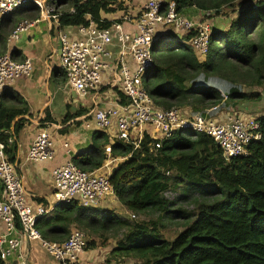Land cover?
<instances>
[{"label":"trees","instance_id":"16d2710c","mask_svg":"<svg viewBox=\"0 0 264 264\" xmlns=\"http://www.w3.org/2000/svg\"><path fill=\"white\" fill-rule=\"evenodd\" d=\"M174 1L178 11L194 7L199 12H217L234 0ZM250 1L238 5L226 30L212 31L203 63L183 44L163 41L153 46V66L147 73L145 87L156 105L165 109L191 107L204 113L218 104L225 108L227 103L261 100L260 92L243 89H264V6L260 0L254 8ZM46 2L56 11L68 6L58 18L61 26L82 25L86 14L99 21L105 8L101 1L92 0ZM39 12L33 2H28L0 21V55L5 53L10 30L21 20H35ZM10 17L13 20L7 21ZM14 54L11 57L16 61ZM202 74L204 81L198 79ZM213 78L232 85L226 100L218 89L206 83ZM3 98L4 94L0 100V141L5 142L7 135L3 132L15 135L20 127L16 123L12 128L11 122L23 112L6 106ZM15 100L21 101L17 96ZM258 121L261 139L249 146L247 156L226 161L209 137L183 131L164 141L157 156L148 154L144 145L143 152L135 153L112 171L109 181L118 203L127 212L134 216L152 212L163 219L171 215V219L184 223L192 220L172 241L162 239L144 223H130L131 218L120 217L112 210L87 209L76 203L58 207L52 215L41 218L36 227L42 238L50 242L66 241L72 229L103 242L116 240L112 256L116 261L126 258L134 264H264V116ZM91 138L92 145L72 159L84 171L99 169L105 160L108 138L98 131H93ZM129 151L119 143L111 146L115 157H125ZM171 172L175 174L173 185L166 176ZM180 184L200 197L195 212L170 210L174 203L164 194ZM94 246V241H89L88 248Z\"/></svg>","mask_w":264,"mask_h":264},{"label":"built area","instance_id":"2783aa9c","mask_svg":"<svg viewBox=\"0 0 264 264\" xmlns=\"http://www.w3.org/2000/svg\"><path fill=\"white\" fill-rule=\"evenodd\" d=\"M92 1H101L105 4L101 12H115L118 17H99L97 21L86 14L84 24L73 26L71 32H58L59 67L66 85L82 99L91 101L87 113L79 119L84 129L101 132L108 138L105 160L99 169L84 171L72 162L73 156L67 152L68 160L51 172L50 197L45 203L36 202L25 191L23 180L6 153V148L14 143L13 137L9 131L3 132L7 135L5 142L0 141V260L3 264H10L8 258L20 248L18 235L36 241L56 264H82L80 258L89 243L84 233L72 229L66 241L50 242L42 238L37 222L52 215L58 207L72 203L87 209L118 208L110 175L120 163L143 152L144 145L148 154L157 156L164 141L187 131L209 137L223 159L229 161L247 156L249 146L261 139L259 117L244 110H222L219 104L204 113L184 106L165 109L156 105L147 93L145 81L153 66V46L161 40L183 44L203 63L212 33L209 18L214 13L203 12L202 18L194 21L177 10L174 0ZM257 1L260 0L250 1L254 8ZM261 1L264 6V0ZM28 2L39 8L41 18L59 23L61 14L40 0H0V21ZM37 22H20L8 42L17 41L21 33ZM127 25L132 30H126ZM32 70L30 59L16 62L10 53L0 55V100L11 85L29 77ZM116 143L130 149L125 157L111 154V146ZM62 146L68 149L67 143ZM55 155L53 138L47 129H40L31 141L27 160L40 164L53 160ZM122 209L127 217L135 218ZM87 264L134 262L101 260Z\"/></svg>","mask_w":264,"mask_h":264},{"label":"crops","instance_id":"0c3cea01","mask_svg":"<svg viewBox=\"0 0 264 264\" xmlns=\"http://www.w3.org/2000/svg\"><path fill=\"white\" fill-rule=\"evenodd\" d=\"M40 1L48 4L47 0ZM58 10L57 12L60 13ZM181 12L194 21L200 20L203 13L194 7L183 8ZM100 17L115 19L118 13L100 12ZM34 18L38 22L21 33L17 41L8 42L15 27L7 35L4 44L5 53H10L11 56L15 53L14 58L19 62L30 59L33 70L29 77L17 80L7 89L3 102L13 110L20 109L23 112L11 122L12 128L17 123L20 129L15 135L9 131L14 143L9 147L10 152L7 155L16 166V171L22 178L29 197L36 202L45 203L52 192V170L61 167L68 160L67 152L74 157L88 149L92 145L93 131L84 129L79 119L91 106L90 99H82L66 85L64 73L59 67L58 32H71L73 26H61L54 20L43 19L40 17V12ZM230 19L233 18L225 16L217 20V23L211 19L212 31L226 30L231 22ZM8 20H13V17ZM125 29L132 30V27L127 25ZM72 33H75V29ZM15 96L21 101L17 102ZM40 129H47L50 133L54 140L56 155L51 161L34 164L27 160V151L34 135ZM64 143L68 144V149L63 148ZM18 236L21 245L18 251L8 258L10 264H20L23 261L24 264H56L36 241H30L22 235ZM114 248L115 244L99 245L97 242L94 248L87 247L85 253L81 255L80 262L87 264L101 260H116L111 254Z\"/></svg>","mask_w":264,"mask_h":264},{"label":"rangeland","instance_id":"374dc122","mask_svg":"<svg viewBox=\"0 0 264 264\" xmlns=\"http://www.w3.org/2000/svg\"><path fill=\"white\" fill-rule=\"evenodd\" d=\"M247 1V0H234L230 5H225L221 9H219L217 12L214 11H208L210 13H214L213 17L209 18L213 21L220 20L222 17H228V18H234L235 17V10L239 9V4ZM49 8H52L55 10L54 6H50V4H46ZM68 6L61 7L58 11L61 13L63 10H67ZM218 13L217 16L215 14ZM259 28V25L257 26ZM257 28V29H258ZM163 41H170V40H161L157 43L163 42ZM245 92H260L261 93V100L258 102H250V103H227L225 108H222V110H229V109H236V110H244L247 114L252 116H264V89H258V88H251V87H244L243 88ZM103 165V164H102ZM101 165V167H102ZM168 179L170 184H174L175 182V174L173 172L168 174ZM185 186H189L188 183H184ZM182 184H180L179 188H175L174 186H171V188L164 194V197L170 201L171 203H174L170 210L171 211H177L179 209L186 210L188 212H195L196 211V202L199 200V196L196 193H192L191 191H186ZM174 187V188H173ZM108 209V208H106ZM112 211H114L117 215L120 217L126 218L127 216L123 213V209L121 208H115L113 206L110 207ZM120 213V214H119ZM132 214V213H131ZM130 220V218L128 219ZM144 223L148 228L155 229L156 233L159 234V236L162 239H165L167 241H172L180 232L184 231L189 224H191L192 220L189 223H184V221L179 220L176 218L174 220L171 219V215H169L167 218L163 219L161 216H159L157 213L148 212L146 215H135L134 219H131L130 223ZM156 223V226L153 224ZM188 224V225H187ZM87 236V235H86ZM89 241L93 240L96 244L98 242L99 245H110L115 244L116 240L109 239L110 243L103 242L101 239L97 237H87ZM114 242V243H113ZM121 261L128 262L125 258V260L121 259Z\"/></svg>","mask_w":264,"mask_h":264},{"label":"clouds","instance_id":"9594fccd","mask_svg":"<svg viewBox=\"0 0 264 264\" xmlns=\"http://www.w3.org/2000/svg\"><path fill=\"white\" fill-rule=\"evenodd\" d=\"M199 80L204 81L205 77L202 74L200 77H198ZM206 83L216 89L219 90L220 94L224 97H227V95L230 93L232 85L229 84L225 80H220V79H208Z\"/></svg>","mask_w":264,"mask_h":264}]
</instances>
